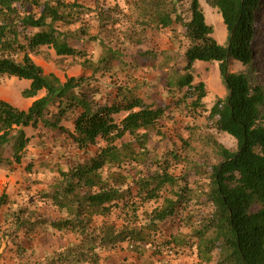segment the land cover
Returning <instances> with one entry per match:
<instances>
[{"label": "trees", "instance_id": "obj_1", "mask_svg": "<svg viewBox=\"0 0 264 264\" xmlns=\"http://www.w3.org/2000/svg\"><path fill=\"white\" fill-rule=\"evenodd\" d=\"M203 1L222 18L224 46L213 38L200 0H122V5L119 0H0V78L29 81L22 96L33 99L25 110L0 100V168L13 172L31 142L44 149L46 132L86 156L75 155L67 167H56L54 183L41 193L58 213L56 219L8 207L0 249L10 245L23 259L36 232L50 229L70 238L43 264H100L125 249L139 258L148 251L155 257L190 252L195 264H264V91L246 74L229 70L230 61L244 67L253 63L262 0ZM177 25L188 46L181 71L161 76L168 103L141 97L143 82L136 79L132 87H118L109 103L97 100L96 84L113 64L136 71L141 61L157 57L139 51L126 63L113 47V33L121 36L120 44L139 48L147 31L173 35ZM91 43L101 48L97 60L87 51ZM36 58L59 68L71 58L90 75L61 82ZM195 62L218 63L227 96L213 103L206 126L237 146L231 152L210 141L213 164L189 160V140L162 125L176 112L192 120L207 112L206 85L193 83ZM25 129L35 133L28 137ZM150 203L157 206L145 210ZM3 206H9L5 195L0 196ZM175 223L179 229L165 236Z\"/></svg>", "mask_w": 264, "mask_h": 264}, {"label": "rangeland", "instance_id": "obj_2", "mask_svg": "<svg viewBox=\"0 0 264 264\" xmlns=\"http://www.w3.org/2000/svg\"><path fill=\"white\" fill-rule=\"evenodd\" d=\"M119 3L122 5V0H119ZM200 4L206 23L213 28V38L219 45H226L227 31L221 16L203 0H200ZM186 9L187 6L184 7L183 17L188 20L189 14ZM256 21L258 28L254 42L252 65L244 67L239 62L230 61L229 70L232 73L246 74L251 85H260L264 91V0L260 2L257 9ZM175 29L176 34L173 35L169 30L163 32L147 31L146 43L139 48L126 43L120 44L121 36L117 32L113 33L114 36L112 37L117 39L113 43V47L122 51L126 63H129L130 58L139 51H153L157 57L155 60L148 62L150 64L147 61L143 64V61H141V68L136 71L131 69L122 71L120 67L113 64L114 70L99 79L96 84L100 91L97 100L101 103H109L114 99L118 87H132L134 84L130 82L136 79L140 83L143 82L144 88L139 92L141 97L145 94L149 96L148 99H159V101L162 100L168 103L169 100L165 98V88L160 84L161 76L165 72L181 71L184 65V54L188 46L187 40L183 37V29L179 25L175 26ZM87 51L93 60H97L101 54V48L93 43L87 46ZM35 62L41 66L46 74H54L61 82L70 77L90 75L76 60L71 58L63 60L62 68H59L54 62H45L39 58H36ZM151 63L156 64L152 65ZM193 68V83L196 85L203 82L206 85L207 97L203 102L207 112L196 120L183 117L176 112L173 119L163 122L162 125L164 130L169 131L171 135H180L189 140L192 147V150L186 153L189 160L201 164H213L215 163L216 154L213 143L210 141H217L231 152L237 150L233 138L226 134L217 133L206 126L205 116L208 115L211 106L216 99L225 98L227 92L220 78L218 63L195 62ZM97 77L100 78V74ZM29 85L30 82L26 80L0 78V100L9 102L19 110L27 109L33 99H25L22 93L29 88ZM42 95L43 93H40L38 97ZM123 117L124 114H121L116 116L115 119L119 121ZM64 125L72 129L69 123H64ZM34 133L31 129H25V134L28 137H31ZM204 135H207L206 139H203ZM33 144L34 142H31L27 146L21 165L16 166L13 172L9 173L0 168V196L5 195L9 201V206L0 208V226L3 224V213L10 206L14 209L17 207L27 208L35 216L56 219L58 213L53 209L50 202L42 200L41 193L49 191L54 183L57 177L56 167H67L72 161L71 158H76L75 155L78 159L86 158L85 155H78V152L74 151L65 141L60 142L57 140L53 132L45 133L44 149L37 148ZM6 151L7 149L4 150V152ZM27 167H31L29 173L26 170ZM156 206L157 204L150 203L144 209L150 211ZM177 229H179L178 224H169L165 236L168 237L170 231L174 232ZM69 238V236H62L50 229L38 230L34 239L27 243L28 252L23 259H19L16 254L11 252L9 249L12 246L8 245L5 250L4 248L0 249V264H43L46 258L61 251L69 242ZM195 261L194 254L190 252L164 254L161 257H155L151 251H148L143 255V258H139L132 250L125 249V251L119 250L110 253L109 258L103 259L100 264H195Z\"/></svg>", "mask_w": 264, "mask_h": 264}, {"label": "crops", "instance_id": "obj_3", "mask_svg": "<svg viewBox=\"0 0 264 264\" xmlns=\"http://www.w3.org/2000/svg\"><path fill=\"white\" fill-rule=\"evenodd\" d=\"M31 105V104H30Z\"/></svg>", "mask_w": 264, "mask_h": 264}]
</instances>
